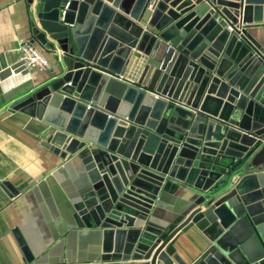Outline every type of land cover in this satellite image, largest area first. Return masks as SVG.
<instances>
[{
	"label": "water",
	"instance_id": "1",
	"mask_svg": "<svg viewBox=\"0 0 264 264\" xmlns=\"http://www.w3.org/2000/svg\"><path fill=\"white\" fill-rule=\"evenodd\" d=\"M26 1L32 42L60 57L11 109L79 162L71 224L96 246L62 264H185L168 249L190 228L209 242L193 264H264V0ZM192 189L171 224L149 220Z\"/></svg>",
	"mask_w": 264,
	"mask_h": 264
},
{
	"label": "crops",
	"instance_id": "2",
	"mask_svg": "<svg viewBox=\"0 0 264 264\" xmlns=\"http://www.w3.org/2000/svg\"><path fill=\"white\" fill-rule=\"evenodd\" d=\"M30 18L26 0H0V264H28L21 242L35 262H86L96 255L94 239L73 229L70 219L82 186L80 164L61 160L45 147L52 133L49 125L11 109L48 83L60 57L32 42ZM248 31L257 34L255 28ZM24 43L42 52L48 70L17 69ZM192 192L166 197L152 208L149 220L171 224ZM208 245L202 232L190 228L175 236L168 255L193 264Z\"/></svg>",
	"mask_w": 264,
	"mask_h": 264
},
{
	"label": "built area",
	"instance_id": "3",
	"mask_svg": "<svg viewBox=\"0 0 264 264\" xmlns=\"http://www.w3.org/2000/svg\"><path fill=\"white\" fill-rule=\"evenodd\" d=\"M243 28L239 26L238 30ZM234 26H228V30L234 31ZM20 57L17 69L20 71H27L32 69H39L42 71L48 70L50 64L44 57L42 52L31 43H24L19 48Z\"/></svg>",
	"mask_w": 264,
	"mask_h": 264
}]
</instances>
